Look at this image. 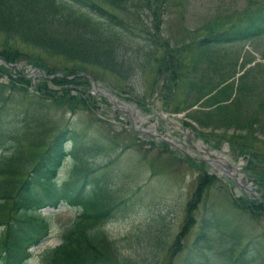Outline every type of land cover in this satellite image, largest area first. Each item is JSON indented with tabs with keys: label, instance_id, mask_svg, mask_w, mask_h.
I'll return each mask as SVG.
<instances>
[{
	"label": "rangeland",
	"instance_id": "1",
	"mask_svg": "<svg viewBox=\"0 0 264 264\" xmlns=\"http://www.w3.org/2000/svg\"><path fill=\"white\" fill-rule=\"evenodd\" d=\"M165 4L158 39L163 49L159 48L157 56L142 64L147 48L134 49L143 42L136 37L131 40L130 52L137 61L126 76L87 66L88 83H72L70 88H86L94 102L73 113L51 110L41 118L50 119L49 125L55 120L61 125L76 123L78 128L96 132L104 143L102 155H93L88 162L94 168L90 174L104 182L98 194L107 205L113 203V208L96 223L107 236L123 244V254L134 264H165L168 258L179 264L195 235L200 214L210 205L219 209L223 227L240 229L244 241L259 238L264 259V211L258 209L251 215L231 203L232 196H260L250 165L264 164V33L231 42L203 38L217 29L244 23L264 8V0H167ZM42 56L53 67V63L59 64V57ZM3 61L10 71L0 74L3 82L11 81L18 70L30 78L33 84L29 89L33 90L38 75H44L26 59ZM177 62L179 65H172ZM158 67H163L165 74L158 75ZM173 73H178L176 80L171 78ZM229 75L232 77L227 79ZM52 77L48 74L47 84L56 92L60 83ZM217 83L220 89L233 88L232 96L238 89V105L229 104L228 109L243 123L253 116L260 118L253 130L226 122L201 125L191 116L196 110L198 115L215 110L217 106L207 105L205 99ZM204 92L195 104L184 106L186 97L191 100ZM247 147L258 149V158L250 159ZM3 153L0 151V157ZM218 155H224L225 160ZM67 167L65 159L56 173L58 181L65 178ZM206 172L214 179L203 190L198 176ZM197 191L200 197L195 201ZM40 211L41 215L51 214L50 231L30 247L33 253L26 264H40L39 251L59 243L61 229L77 215V209L64 202L57 207L43 206ZM177 235L182 246L172 253Z\"/></svg>",
	"mask_w": 264,
	"mask_h": 264
},
{
	"label": "trees",
	"instance_id": "2",
	"mask_svg": "<svg viewBox=\"0 0 264 264\" xmlns=\"http://www.w3.org/2000/svg\"><path fill=\"white\" fill-rule=\"evenodd\" d=\"M166 2L0 0V57L6 62L26 59L44 72L38 75L33 90L29 89L33 84L30 78L18 70L11 81L0 80V151L4 150L0 157V264H26L33 253L30 247L39 244L50 231L51 214L41 215L40 208L57 207L62 202L77 209V215L61 229L59 243L39 251L40 264L135 263L123 254V244L107 236L96 223L113 208V203L107 205L98 194L104 182L90 174L94 168L88 162V158L103 150L104 143L96 132L78 128L76 123L61 125L55 120L49 125L50 119L41 115L51 110L56 114L73 113L94 102L95 97L86 88H70L72 83H88L87 66L102 68L122 78L126 76L137 61L130 52L131 40L136 37L143 42H138L134 49L139 50L143 45L147 48L142 64L157 56L159 48L163 49L158 39ZM262 33L264 8L244 23L217 29L203 38L231 42ZM42 54L59 57V64L53 63L56 67L47 64ZM163 67H158V75L165 74ZM3 71L9 68L0 62V74ZM48 74H53L52 80L60 83L56 92L47 84ZM173 74L171 78L176 80L178 73ZM218 83L205 99L207 105L217 106L215 110L204 111L203 115H198L196 110L191 116L201 125L226 122L228 126L249 130L260 118L253 116L243 123L228 109L229 104L238 105V89L232 96L233 88L220 89ZM206 93L191 100L186 97L184 106L195 104ZM36 145L41 147L32 150ZM247 148L250 159L258 158V149ZM261 155L264 159V154ZM65 159L66 175L58 181L56 173ZM250 167L260 196H232L231 203L240 211L254 215L258 209L264 211V164L252 163ZM213 176L208 172L198 176L203 190L213 181ZM199 191L193 195L195 201L200 197ZM219 212L212 205L202 211L195 235L179 264H264L259 238L244 241L240 229L223 227ZM178 237L173 241L172 253L182 246ZM165 264H173V259L168 258Z\"/></svg>",
	"mask_w": 264,
	"mask_h": 264
},
{
	"label": "water",
	"instance_id": "3",
	"mask_svg": "<svg viewBox=\"0 0 264 264\" xmlns=\"http://www.w3.org/2000/svg\"><path fill=\"white\" fill-rule=\"evenodd\" d=\"M0 60H3L2 58L0 59ZM4 62V61H3ZM7 64H9V63H7ZM35 69H37L39 72H42V70L41 69H39V68H35ZM105 89V88H104ZM106 90H108V89H106ZM160 136H162V135H160ZM163 137V136H162ZM165 140H167V142H169L170 144H172L173 146H175V147H178V148H180L179 147V145L176 143V142H174V141H172V140H170V139H168V138H165V137H163ZM228 170V169H227ZM226 170V171H227ZM256 186V185H255Z\"/></svg>",
	"mask_w": 264,
	"mask_h": 264
},
{
	"label": "bare ground",
	"instance_id": "4",
	"mask_svg": "<svg viewBox=\"0 0 264 264\" xmlns=\"http://www.w3.org/2000/svg\"><path fill=\"white\" fill-rule=\"evenodd\" d=\"M200 145H201V144H200ZM201 146H202V145H201ZM218 156H219V155H218ZM218 156H217V157H218ZM219 157H222L221 159H222V160H225L224 155L219 156ZM219 168H220V167H219Z\"/></svg>",
	"mask_w": 264,
	"mask_h": 264
}]
</instances>
